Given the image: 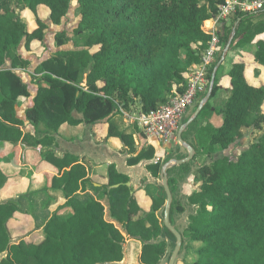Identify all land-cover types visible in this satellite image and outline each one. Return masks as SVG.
<instances>
[{
	"label": "trees",
	"instance_id": "trees-1",
	"mask_svg": "<svg viewBox=\"0 0 264 264\" xmlns=\"http://www.w3.org/2000/svg\"><path fill=\"white\" fill-rule=\"evenodd\" d=\"M224 1L76 0L80 18L73 28L74 47L57 50L31 67L16 47L23 42L29 51L33 42L42 43L50 24H60L68 13L71 0H0V142L38 148L42 159L57 169L50 185L63 193L62 206L70 208L71 215H52L47 233L62 236V248L67 243L68 252L75 244L78 264L120 259L125 236L143 239L142 261L157 264L165 246L150 241L161 234L156 211L164 199L147 188L126 185L127 176L113 164L107 167L106 182L95 184L78 156L55 151L60 126L104 128L108 142L117 140L136 153L128 165L152 159L154 147L138 148L133 132L119 126L118 116L132 106L147 114L184 90L190 66L201 60L211 38L203 22L213 18ZM40 7L47 9L46 19ZM23 10L33 15V28ZM218 35L220 52L208 71L209 81L227 44L224 60L232 50L240 52L227 74L220 76L217 69L214 76L210 98L220 82L229 91L213 110L221 123L194 129V145L207 157L239 141L243 129H261L264 124V84L248 77L249 69L264 71V8L235 13ZM54 38L58 46L68 41L65 31ZM29 68L36 89L25 119L33 132H24L16 105L30 92L18 69ZM210 111L208 100L198 116L205 118ZM210 159L199 167L201 183L187 198L196 207L189 215L188 237L202 242L197 258L187 264H264V130L235 158L222 154ZM159 167V162L146 164L153 176ZM6 179L0 168V187ZM174 183L171 178L172 191ZM87 184L94 194L82 193ZM137 192L144 193L145 205ZM23 198L0 206H21ZM176 210L183 207L177 205Z\"/></svg>",
	"mask_w": 264,
	"mask_h": 264
},
{
	"label": "rangeland",
	"instance_id": "rangeland-1",
	"mask_svg": "<svg viewBox=\"0 0 264 264\" xmlns=\"http://www.w3.org/2000/svg\"><path fill=\"white\" fill-rule=\"evenodd\" d=\"M39 12H40V16L43 19L47 18L48 12H47V9L45 7H40ZM21 13H22L23 17L26 19V21L28 22L30 28H33L34 27L33 15L28 10H23V11H21ZM234 17H235V14H232L227 19L226 22L231 24ZM79 18H80V16L78 13V7H77L76 0H71L68 13L62 18L60 24H58V25L52 24V23L50 24L49 30L46 33L42 43L36 42V41L33 42L31 50L28 51L23 46V42H21L16 47V51L18 53H20L21 55L29 58L30 62H31V67H33L37 63H39L42 59H44L45 57L49 56L51 53H53L57 50L73 48L74 42H75L74 41L75 37L73 34V28L77 25ZM61 31H65L67 33L68 41L66 43L58 46L56 44L54 37H55L56 32H61ZM247 48H250V46H248ZM239 52H240L239 49L232 50L230 52V54L226 57V59L221 62L220 66L217 68L219 70L220 76H224L225 74H227V71L229 70V68L231 66V62L237 60V56H238ZM249 70H250L248 73L249 80H252L255 83L264 84V71H263V73H261L259 71H255V69H253V68L249 69ZM30 71H31L30 68L29 69H18V72L20 73L21 77L24 78L25 80H27L28 84L30 83L29 91H32L33 89H35V87L33 86L35 84H34V81L31 80V78H30ZM227 86H228L227 84L220 82V87L221 88L223 87L224 90L217 91L215 96H213L209 99V103L211 106L210 113L205 118H202V116H197L196 120L193 123H191L186 128V130L183 132V134H182L183 138L186 139V137H189L190 140H193L192 134L195 135V131H194L195 128L206 124L205 125V126H207L206 128L210 129L211 127L215 126L216 124L219 125L221 123V122H219V121H221V116L217 115L213 110L215 108L221 106L223 104V102L225 101V99L227 98V96L229 95V91L227 89ZM203 96L204 95H202L201 97L198 96V98L194 101V103L187 109V111L183 115L181 121H186L189 118V116L193 113L195 107L197 106L198 102L200 101V99ZM263 108H264V105H263ZM141 114H142V112L140 111V109L138 107L132 106L130 109H125L122 111V113L118 116L117 122L121 128L127 129L130 132H134V131L136 132V131H138V128H139V120H137V119ZM22 116H24V115H22ZM83 126L84 127L81 129H78V128L76 129L71 125H66L64 128H62L61 135H63L64 137H69L70 135L81 136V139L77 140L78 143L75 144L77 149L81 147V144L83 143V141H85V140L87 141L88 136H91V139H93V141H91V144H93V146H95V147L100 146L103 143V140L105 139L104 138L105 129L104 128L101 129L98 126H91V125H86V124H83ZM23 129L25 130V128H23ZM263 130H264V124H262L261 129H255V128L243 129L244 136L239 141L230 145L229 148H227L225 150L216 149L215 151H213L211 157H216V156H219L222 154H226V155L230 156L231 158H235L243 149L247 148L249 146V144H251L252 141ZM188 134H190V135H188ZM151 138H152L151 140H153L156 143V141H155L156 139L153 137H151ZM137 139L140 140V137L137 136ZM105 143H106V146L108 148H109L108 145H113L116 148L115 151H117L121 155H123L122 156L123 158H126V159L131 158L134 154H136V153H129L126 150L127 148L121 147L119 141H117V140H112L111 142H108L105 139ZM141 144H142V141H140V144L138 143V147L140 149L142 147L148 146L145 144L144 145H141ZM162 144H163L162 142H159V144L156 143L157 146H162ZM166 145H167V147H165V149H163L164 150L163 158H166V157L170 156L171 154L176 155L177 153H180L182 151L178 140H176V141L168 140L166 142ZM109 149L112 150L111 148H109ZM3 154H6V156L4 157ZM7 154H8V157H7ZM10 154H11L10 152L6 153V149L4 147V144L3 145L1 144L0 145L1 161L3 162L5 160L9 159V157H11V155H12V154L11 155ZM94 154H95V152H94ZM211 157H207V156L203 155L199 150V152L196 154V156L192 160H190L188 163L181 165V166H176L175 168H173L171 170V171H173L177 168L180 170L179 173H177L176 178H175V183H174L175 198L173 200L172 209L175 210L174 216L176 219H181V218H182L181 220L184 219L183 222L181 223V228L183 231H185V229H186V225H185V224H187L186 222L189 221V215L188 214H190V212H193L196 208L194 205H190L188 203L187 198L193 191L198 189V186L201 183V180L198 179L199 167L203 164L209 163L211 160L210 159ZM156 158L157 157L154 156L150 160L143 159L140 162H143L142 166L146 168L147 163H150V162H159L160 163L161 162L162 158L158 157L159 158L158 160H156ZM140 162H138V163H140ZM89 171H91L90 172L91 176L94 173V175L92 176V178L94 180L103 181V178H105V175L107 173V165L101 166L99 164L95 165V164L90 163ZM153 178L155 180H159L158 175L153 176ZM146 180L147 179L144 178L142 180V182H145ZM145 188H147V190L153 194H157L158 190H159V188H156V186H154L152 184H148ZM137 195H138L139 200L141 199V201H140L142 203L141 205H145L144 201L146 200V197H144V193L143 192H137ZM177 205H181L183 207V210L182 211L176 210ZM184 240H185V243H184L183 250H185V255H184L183 260L179 261L178 264H187V263L193 262L197 258V249L202 245V242H200V241L191 240L188 237L187 231H185Z\"/></svg>",
	"mask_w": 264,
	"mask_h": 264
},
{
	"label": "crops",
	"instance_id": "crops-1",
	"mask_svg": "<svg viewBox=\"0 0 264 264\" xmlns=\"http://www.w3.org/2000/svg\"><path fill=\"white\" fill-rule=\"evenodd\" d=\"M224 21L226 22L227 19ZM224 21L216 25L218 29L222 28V24L224 23ZM214 25H215V22L213 18H211V19L205 20L203 22L202 27L206 31H210ZM22 79L28 83L27 80H25L24 78ZM28 86L30 89V83L28 84ZM33 86L36 89V85H33ZM35 89H33L32 91H29L31 95L25 98L24 100L20 101L18 105H16V113L18 117L24 120V126H23V128H25V130L23 129L24 132H33V127L25 119V109L32 105V98L35 93ZM219 90H224V89L223 87L222 88L220 87ZM66 125L68 124L67 123L62 124L58 130V134H57V141H58L57 144L58 145L55 149V151L58 154H61L63 152H75L80 149V148L77 149L75 144L78 143L77 140H80L81 136L70 135L69 137H64L63 135H61V130ZM73 127L76 129L77 128L81 129L84 126L83 124H80V125L73 126ZM193 135L194 134H192V136ZM137 136L140 137V140L137 139ZM133 137H134V141L137 146H138V143L140 144V141H142L141 145H144V144L152 145L155 151L154 156L160 157L163 159V152H164L163 149L167 147L166 143H163L162 146H157L156 143L159 144L158 140H155L156 141L155 143L153 140H151L152 138L147 139L143 135V133L139 131V129L138 131L133 132ZM186 139H189V137H186ZM91 141H93V139H91V136H88L86 142L91 143ZM103 141L105 142V139ZM191 142H193V140H191ZM1 144L2 145L4 144L6 153L10 152L12 155L10 154L11 157H9V159L3 162L1 161V158H0V168L3 170V172L5 173L7 177L4 183V186L1 190L0 197L1 198L8 197V199L13 201V203H18L20 201L21 196H23L24 198L20 206V209H22L23 211H26L30 219H33L30 217V214L34 215L35 220L37 221H45L47 219H50V217L54 214H56L62 219H65L68 216H70L71 209L68 207L62 206L65 202L63 193L59 189H52L50 185L52 177L57 174V169L54 166H52L50 163L42 159L39 149L38 148H25L20 143L11 144L9 142H0V145ZM108 146L112 150H116V148L113 145H108ZM180 153L184 155L183 150ZM3 155L4 157L6 156V154H3ZM7 157H8V154H7ZM79 160L83 161L86 164L87 169H88V176L95 182V184L106 182L107 173L105 175V178H103V181L94 180L92 178L94 173L92 174V176L90 174L91 172L89 171L90 163L95 164V165L97 163L89 159L87 156L81 157L79 158ZM126 164L128 165L127 162ZM99 165L101 166L107 165L108 167L109 164L104 163V164H99ZM82 193L83 194L84 193L94 194L93 190L89 187L88 184L86 185L85 191ZM6 200L7 199L0 200V201H6Z\"/></svg>",
	"mask_w": 264,
	"mask_h": 264
},
{
	"label": "flooded vegetation",
	"instance_id": "flooded-vegetation-1",
	"mask_svg": "<svg viewBox=\"0 0 264 264\" xmlns=\"http://www.w3.org/2000/svg\"><path fill=\"white\" fill-rule=\"evenodd\" d=\"M176 156L183 155L177 153ZM3 186L4 184L0 187V195ZM5 199L7 200L4 203H13L8 197H0V200ZM174 211L173 209V215H175ZM49 222L50 219L45 221L30 219L28 213L20 209V206H0V264H78L75 244L68 252V245L65 243L66 249L63 250V237L47 233L46 225ZM159 224L161 234L152 239L155 240L161 236L173 238L172 232L161 225L160 218ZM185 231L182 230L183 239ZM161 242L165 246L162 258L166 255L168 246H173V242H167V240ZM144 244L143 239L125 236L124 241L120 242L121 258L101 264H120V262L122 264H145L141 259ZM159 263L160 261L157 264Z\"/></svg>",
	"mask_w": 264,
	"mask_h": 264
},
{
	"label": "water",
	"instance_id": "water-1",
	"mask_svg": "<svg viewBox=\"0 0 264 264\" xmlns=\"http://www.w3.org/2000/svg\"><path fill=\"white\" fill-rule=\"evenodd\" d=\"M228 46L229 44L225 46L220 60L216 63L213 68L212 78L209 82L208 89L205 95L200 99L189 118L186 121L180 122L176 137L181 149L184 151V155L181 157H177L175 154H171L170 156L163 158L160 162L158 172L159 180H155L153 178V175L147 170V168L142 166L143 162L137 163L135 165H127L126 162L128 158H123V155H121L119 152L115 150H110L106 146L104 141L100 146L97 147L93 146V144L89 142L83 141L79 150L75 152H70L78 156L79 158L87 156L89 159L93 160L97 164H113L119 174L127 176L128 180L126 181V185L128 186L139 185L145 188L148 184H152L159 188L157 194L163 197L164 204L159 210L156 211V215L161 219V225L163 227H166L173 234V238H166L161 236L157 240L150 241L151 243L160 242L162 240H167V242H173V246H168L167 253L161 258L159 264H178L179 261L183 260L185 255V250H183L185 240L182 236V228H179L184 219H176L173 215L172 206L173 200L175 198V193L172 191L170 186V179L176 178V175L177 173H179L180 170L178 168L173 171L171 170L176 166H181L192 160L200 150L199 147H196L194 145L196 143L195 139H193V142H191V140L183 138L182 134L186 130V128L193 122V120L198 116L202 108L205 106L206 102L210 99L216 70L220 66L221 62L224 60V55L226 50L228 49ZM144 178H146L147 180L145 182H142ZM4 202L6 201H0V204ZM193 212H190V214ZM186 223L187 224L185 225L187 227L189 221ZM120 264L122 263L120 262Z\"/></svg>",
	"mask_w": 264,
	"mask_h": 264
},
{
	"label": "built area",
	"instance_id": "built-area-1",
	"mask_svg": "<svg viewBox=\"0 0 264 264\" xmlns=\"http://www.w3.org/2000/svg\"><path fill=\"white\" fill-rule=\"evenodd\" d=\"M264 8V0H225L213 16L215 25L211 28V38L208 40L201 60L190 66L184 90L171 96L168 101L147 114L142 113L139 120V131L148 138L159 142L177 140V131L183 115L194 101L206 92L209 79L208 71L220 52V29L216 26L237 12H251ZM159 158L157 157L156 160Z\"/></svg>",
	"mask_w": 264,
	"mask_h": 264
}]
</instances>
